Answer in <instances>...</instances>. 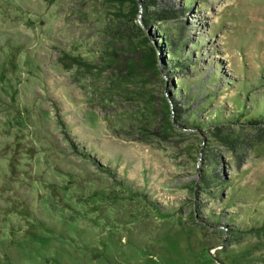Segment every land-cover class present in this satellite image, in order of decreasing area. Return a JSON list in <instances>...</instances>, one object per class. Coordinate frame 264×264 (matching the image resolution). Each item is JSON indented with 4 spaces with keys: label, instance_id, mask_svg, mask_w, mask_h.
<instances>
[{
    "label": "rangeland",
    "instance_id": "obj_1",
    "mask_svg": "<svg viewBox=\"0 0 264 264\" xmlns=\"http://www.w3.org/2000/svg\"><path fill=\"white\" fill-rule=\"evenodd\" d=\"M0 264H264V0H0Z\"/></svg>",
    "mask_w": 264,
    "mask_h": 264
},
{
    "label": "trees",
    "instance_id": "obj_2",
    "mask_svg": "<svg viewBox=\"0 0 264 264\" xmlns=\"http://www.w3.org/2000/svg\"><path fill=\"white\" fill-rule=\"evenodd\" d=\"M112 1H115V0H112ZM116 1H120V0H116ZM150 64H151V66L153 67V69H157V66H158V64L156 63V56H155V54H151V56H150Z\"/></svg>",
    "mask_w": 264,
    "mask_h": 264
}]
</instances>
